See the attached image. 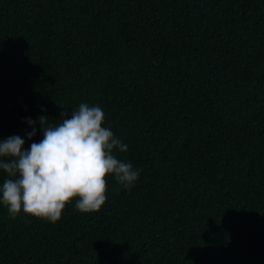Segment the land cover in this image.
<instances>
[{
  "label": "trees",
  "instance_id": "trees-1",
  "mask_svg": "<svg viewBox=\"0 0 264 264\" xmlns=\"http://www.w3.org/2000/svg\"><path fill=\"white\" fill-rule=\"evenodd\" d=\"M81 103L139 179L56 223L0 206V264H264V0H0V141Z\"/></svg>",
  "mask_w": 264,
  "mask_h": 264
},
{
  "label": "clouds",
  "instance_id": "clouds-1",
  "mask_svg": "<svg viewBox=\"0 0 264 264\" xmlns=\"http://www.w3.org/2000/svg\"><path fill=\"white\" fill-rule=\"evenodd\" d=\"M104 110L81 103L78 109L62 112L60 122L50 124L46 116L27 120L32 140L38 122L42 139L26 150L18 135L0 141V206L15 219L26 216L56 223L66 205L76 201L82 214L98 212L107 200V177L113 176L124 189H131L140 169L118 159L128 145L103 126Z\"/></svg>",
  "mask_w": 264,
  "mask_h": 264
}]
</instances>
